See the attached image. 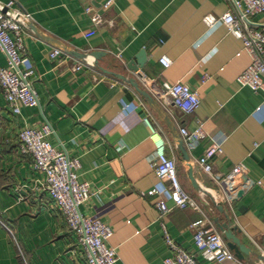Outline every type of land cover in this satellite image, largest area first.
Returning <instances> with one entry per match:
<instances>
[{"label": "crops", "instance_id": "1", "mask_svg": "<svg viewBox=\"0 0 264 264\" xmlns=\"http://www.w3.org/2000/svg\"><path fill=\"white\" fill-rule=\"evenodd\" d=\"M105 1L16 0L31 16L24 46L35 73L32 87L38 105L21 106L14 115L0 88V264H85L47 194L26 187L38 175L31 158L19 152L17 133L23 126L45 122L53 129L50 141L79 159L80 179L95 190L80 211L112 228L108 244L117 251L115 264H164L171 253L164 228L200 264H264L258 257L264 251V94L236 81L250 63L241 41L219 21L214 26L204 22L208 14L219 18L231 11V2L112 0L105 9ZM92 12L100 13L104 22L86 35ZM54 49L61 54L51 58ZM141 49L147 59L138 76L126 65ZM72 51L86 54L85 60ZM93 51L103 52L100 67L135 78L154 101L148 103L130 84L99 69ZM161 56L171 60L168 67L160 63ZM80 62L83 67L76 69ZM6 64L0 50V65ZM204 74L209 78L202 82ZM164 81L196 89L199 108L185 114L158 99L155 94ZM122 104L128 106L122 109ZM147 112L155 133L144 121ZM183 126L190 131L199 127L204 134L193 147H185L204 195L192 187L189 165L178 148ZM159 137L166 155L176 159L178 178L198 208H179L168 199L170 209L162 213L158 195L149 193L158 184L149 159ZM214 139L223 149L213 158L216 178L242 164L249 180L261 183L226 200L214 178L196 162ZM198 219L213 223L220 233L217 221L228 219L250 253L237 261L204 260L193 243L192 223Z\"/></svg>", "mask_w": 264, "mask_h": 264}, {"label": "built area", "instance_id": "2", "mask_svg": "<svg viewBox=\"0 0 264 264\" xmlns=\"http://www.w3.org/2000/svg\"><path fill=\"white\" fill-rule=\"evenodd\" d=\"M232 10L217 18L211 14L204 17L207 26H214L218 21L227 32L242 43L243 50L250 59L248 66L236 77L237 83L248 87L253 92L264 94V0H229ZM112 0H106L103 8H108ZM90 9L88 8L87 11ZM30 14L17 6L16 0H0V50L7 58L5 66L0 65V88L11 113L18 115L21 106H37L38 99L32 87L34 69L26 56L24 34ZM92 28L86 32L91 35L103 24V16L98 12L91 13ZM61 51L54 49L51 58H56ZM160 63L168 67L171 60L166 56L159 58ZM83 63L76 65L81 69ZM209 76L204 74L202 82ZM155 96L168 100L185 114H191L200 106L196 89L182 82H162ZM128 104H122L124 109ZM130 110L135 105L129 103ZM143 108L145 106L140 104ZM146 110V109H145ZM144 121L153 133L148 112ZM53 129L48 122L39 126H23L18 130V150L22 155L31 158V169L38 175L29 189H37L47 194L53 206L62 214L69 232L75 238V244L81 248L85 264H115L117 251L109 246L112 228L97 217H89L80 211V206L95 190L89 182L80 179V162L77 157H69L67 152L56 147L49 139ZM180 138L185 147H193L204 137L201 128L193 131L179 128ZM161 146L156 143V150L149 159L158 184L149 193L157 194L156 205L162 213L169 211L167 200H172L179 208H198V203L181 184L176 167V159L165 153V141L159 137ZM223 152L222 142L211 140L196 162L200 169L212 176L216 185L229 200L242 196L254 183L246 175V168L237 164L220 178L213 174V158ZM204 195V193H201ZM194 228L193 243L196 252L206 261L221 263L225 260L237 261L234 252L229 249L222 233L213 223L198 219L192 223ZM163 236L170 255L164 258V264H200L194 253H191L170 237L164 228ZM264 256V251L261 253Z\"/></svg>", "mask_w": 264, "mask_h": 264}, {"label": "water", "instance_id": "3", "mask_svg": "<svg viewBox=\"0 0 264 264\" xmlns=\"http://www.w3.org/2000/svg\"><path fill=\"white\" fill-rule=\"evenodd\" d=\"M72 55L76 56L77 58H80L82 60H85L86 54L81 53V52H77V51H72L71 52ZM93 57H94V64L101 69L104 73L112 75L128 84H130L135 90L136 92H138L144 99L147 100L148 103H152L154 101L153 97L150 95V93L145 90L144 88H142L140 86V84L137 82V80L135 78H127L126 76H124L123 74L117 73V72H113L110 70H107L105 68L100 67L97 64L98 59L100 58L101 55H103V52L101 51H93L90 53ZM146 53L144 49H141L135 56V60H131L127 63V68L129 70H131L132 72L136 73L138 76H141V72L140 69L144 66L145 62H146ZM178 148L180 149V151L182 152V156L183 158L187 161L188 165H189V170H188V178L190 180V183L192 185V187L194 188V190H196L197 192H201L204 194H207L206 191L203 190V188L198 184V182L196 181L194 175H193V167L192 165L189 163V156L187 153V150L182 142L181 139H178ZM217 208L222 211V206L221 205H217ZM217 226L219 228V230L222 232L223 234V238L226 241L227 246L229 247L230 250H232L235 254V256L238 259H242L244 255L249 254L250 253V248H248L246 245H244L239 237L236 234L235 228L232 227L230 225V221L227 219L225 222L219 223L217 221ZM258 257L260 258V260L262 262H264V256L262 254H258Z\"/></svg>", "mask_w": 264, "mask_h": 264}, {"label": "bare ground", "instance_id": "4", "mask_svg": "<svg viewBox=\"0 0 264 264\" xmlns=\"http://www.w3.org/2000/svg\"><path fill=\"white\" fill-rule=\"evenodd\" d=\"M157 144L159 145V146H161V142H160V140L158 139V142H157Z\"/></svg>", "mask_w": 264, "mask_h": 264}, {"label": "rangeland", "instance_id": "5", "mask_svg": "<svg viewBox=\"0 0 264 264\" xmlns=\"http://www.w3.org/2000/svg\"><path fill=\"white\" fill-rule=\"evenodd\" d=\"M204 197V196H203ZM205 198V197H204Z\"/></svg>", "mask_w": 264, "mask_h": 264}]
</instances>
